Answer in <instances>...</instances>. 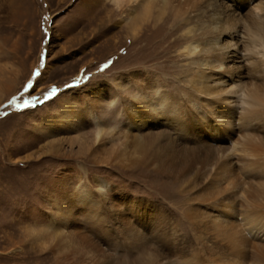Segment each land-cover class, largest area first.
<instances>
[{"label":"rangeland","instance_id":"rangeland-1","mask_svg":"<svg viewBox=\"0 0 264 264\" xmlns=\"http://www.w3.org/2000/svg\"><path fill=\"white\" fill-rule=\"evenodd\" d=\"M255 3L251 0L242 5L234 0H169L154 4L150 16L141 19L134 18L136 14L129 11L127 2L118 7L109 0H0V264H93V259H99L98 252L92 248L87 255L74 252L71 257L58 259L52 248L44 249L31 236L32 229L46 226H50L46 235L49 240H58L56 234L64 227L69 230L81 227L79 231L99 245L106 258H118L119 264L138 259L137 255L130 258L126 250H117L120 226H116L117 219L111 213L114 208L110 211L107 206L101 209L97 204L70 199L79 190L80 178L96 191L95 177L105 178L110 183V193L129 194L157 204V210L168 213L170 229L177 226L179 236L171 248L173 252L165 249V243L153 241L158 235L157 224L148 222V217H140L144 222L134 217L129 219L143 233L146 246L154 243L160 264H190L184 260L192 257L197 249L199 258L204 261L198 259L194 264H231L233 261L251 264V253L257 248L264 253V215L254 219L255 222L247 221L250 213L244 196L252 191V185L253 190L264 188L263 174H249L236 161L219 177L213 164L196 176L200 165L197 163L181 181V176H169L146 165L125 168L98 164L107 150L102 147V153L101 147L93 145L92 138L81 137L97 126L69 129L58 126L54 118L62 110L61 98H69L81 109L88 106L94 109L97 86L102 85L100 88L109 98V84L122 81L129 74H141L143 81L150 83L147 91L144 88L149 94L153 91L151 84H159L161 89L155 93L159 101L163 99L162 94L168 93L165 98L173 96L171 101L175 97L179 109L186 108L187 105H181L183 100H188L185 91L198 86V67L202 63L201 57L189 59L182 52L190 37L186 31L189 27L194 30L203 27L202 41L210 46L215 43L213 28L215 31L219 22L221 25L223 22L220 9L229 7L235 9L242 20L250 19L251 6ZM240 29L236 46L229 50L235 60L227 59V64H241L238 68L243 67L242 76L246 75V68L252 66L244 60L251 44L249 35L246 29ZM220 34L223 35L221 42L231 41L228 31ZM42 56L45 57L43 66ZM263 56V52L254 53L253 61ZM225 77L223 86L229 89L236 85L238 94L226 96L223 93L222 100L225 97L234 100L225 104L211 100L216 115L207 114L205 126L210 136L201 133L205 141L193 146L197 156L202 155L199 149L212 146L224 149L219 154L221 158L233 152L240 154L237 142L245 135L238 121L243 89L257 81L264 94V71L254 77H242V80H231L229 73ZM211 82L209 85L214 84ZM131 85L137 88L136 84L131 83L129 87ZM53 88L55 93L45 99ZM202 107L194 111L199 114ZM166 117L169 116H159L161 121L157 126L152 123V129L144 128L143 134L154 135L155 139L159 137L155 134L161 131L176 138V130ZM255 124L257 122L252 131L263 146L264 126ZM162 137L161 142H164V135ZM151 140L149 137L148 142ZM176 141L181 145L184 140L180 136ZM105 146L109 148L110 143ZM183 158L185 156L174 153L172 161L180 163ZM220 166L223 167L219 171L226 169L223 161ZM261 198L264 204V195ZM55 207L59 215L53 218L50 213ZM121 209L129 215L127 208ZM204 210L213 217L200 219L203 222L199 225L190 214L196 212L200 216ZM64 213L68 219L66 225L61 218ZM95 213L106 219L101 222V217L98 219ZM250 224L263 231L249 234ZM78 238L75 236L76 241H80ZM231 242L243 259L229 255Z\"/></svg>","mask_w":264,"mask_h":264},{"label":"bare ground","instance_id":"bare-ground-1","mask_svg":"<svg viewBox=\"0 0 264 264\" xmlns=\"http://www.w3.org/2000/svg\"><path fill=\"white\" fill-rule=\"evenodd\" d=\"M109 1L118 7L122 6L124 2H127L130 7L129 11L133 15L136 14L134 18L137 17L145 19L148 15L150 16V11L154 4L158 2L167 3L169 0ZM244 1L246 0H234V2L240 3V5H242ZM251 1H256V3L251 6L249 14L250 19L243 18L242 20L238 15V12L235 9H229V7L219 10V12H221L223 22L222 25L219 22L215 31V27L213 28L215 43L213 42L210 46H205L202 41L203 35L205 36L204 31L202 30L203 27H199L197 30H194L193 27H189L186 31V35L190 37H188V41L185 42L182 52L189 59H195L198 56L202 59V63L198 67V70L200 71V73L198 72V86L194 85L191 89H189V87V91L188 89V92L185 91L188 102L183 100L181 103L183 106L187 105L186 108L179 109V105L176 104V98L174 97V100L171 101L173 96L170 99L165 98V96L169 95L168 93L162 94L163 99L159 101V99L155 96V93L158 94L157 92L161 89L159 84H153L151 80L153 91L149 94L146 91L150 87V83L148 84L143 81L141 74L136 76L129 74L124 77V80L113 83V85L109 84V98L105 96L103 90L101 89L102 85H98L96 88V106L94 109L91 108V106L81 109L69 98H61L60 104L62 105V110L54 116L58 126L83 130L90 125H96L97 127L94 131L82 133L81 137L86 139L92 138L94 146L97 145V147L99 146L101 148L105 147V152L107 150V153H104L105 155L103 156V159L100 160L98 164H116L125 168H135L146 165L149 168L154 167L169 176H181L179 180L182 181L185 175L191 170V168H194V165L197 163L200 165L197 167V171L195 172L196 176H198L199 172H201V170H203L206 166L213 164L212 167L215 166V174L219 177L223 175V172H228L232 163L234 164L237 161L238 165L240 163L241 168L243 167L244 170H247V173L252 175L260 173L264 176V145L262 146L260 144L261 140L255 137L254 131H252V129L254 130V122H257V124H255L256 127L259 124L264 126V94H262V91L259 89L261 86L258 85L257 81H252L249 87L245 86L241 97L243 105H241L238 121L241 123L239 127L245 129L241 130L242 133L245 132V135L241 136L237 142L240 154L233 152L231 154L229 153L226 157L222 156L221 158L219 154L224 149L220 147L215 148L213 146L207 148L206 150L199 149L202 152L201 156L195 155L196 153L193 151V146L205 141L203 139L205 136L203 135H206V137L210 136V130L205 126L208 122L207 114L210 112L216 115V111L213 109L214 103L211 102V100L219 102L220 104H225L226 101L230 102L234 100H228L227 97L222 100L223 93H225L226 96H231V94L236 96V94H238V90L235 89L236 85L234 87L231 85L232 87L229 89L223 86L224 84L222 82L226 78L225 75H228L229 73L231 80H234L235 78L242 80V77L247 75L248 77H254L256 73L260 74L264 71V56L258 59L255 58V61H253L254 58L252 57L254 53H264V0ZM240 26L246 29L245 31L250 36H248V38L251 44L247 50L248 56H246V59L244 60H247V64L249 62L250 66H252V68H246V75L242 74V76L240 75V72L243 67L238 68L242 66L241 64L237 65L238 62L236 65L235 63L227 64V59L235 60L232 58L234 56H230L229 50L236 46L238 32L241 30ZM226 31L229 32L228 37L231 41H226L227 43H224L225 40L224 42L220 41L223 37V35L220 36V33H226ZM212 75H214V78H212ZM210 79L212 80V82H210L214 84L209 85ZM131 83L136 84L137 88L133 89L132 85L129 87ZM140 83H142V86H140ZM238 85L240 86L241 84ZM204 97L207 99H204ZM107 100H111L112 103H108ZM200 106H203V110L198 114V112L194 111V109L196 108L199 110ZM167 115L169 116L166 117L167 121L176 130V138H174L170 133L164 134L161 131L155 134L159 136L155 139L154 135L143 134L144 128L147 130L152 129V123L155 125L154 127L157 126V124L161 121L158 118L159 116ZM259 129L261 130V128ZM201 133H203V135ZM200 134L202 136H200ZM162 135L165 137L164 142H161L163 138ZM179 135L181 138L183 137L184 140L181 145L176 141L180 138ZM149 137H151L152 140L148 142ZM106 143H110L109 148H106ZM226 149L228 148H225V150ZM209 150L210 152H208ZM172 153L180 154L181 156L183 155L185 158H183L180 163H174L177 160L172 161ZM162 155L164 156L161 157ZM211 159L213 160L210 161ZM222 161L226 165V167L224 166L226 169L224 171L223 169H221L222 171H219V169L223 167L220 166ZM94 180L98 187L96 191L89 183L83 182V178H80L79 190L74 194V197H71L70 199L76 202L80 201L87 204H97L98 208L99 206L100 208L107 206L109 210L114 208V212L110 211L117 219L116 226H120V229L117 227L120 231L119 234L121 232L123 233L122 236L117 233V250H126L130 258L134 255L139 256L138 259L128 260L125 264L161 263V260L158 259L159 252L153 246L154 243L151 242L150 246H146V243H143V239H145V237L140 230L131 224V221H129L130 217H134L137 221H142L140 217H148V222L153 225L157 224L155 229L157 230L158 235L155 236L153 241L157 243H165V249H169L173 252L171 248H173L172 246L176 244L177 239L179 238L178 229L177 226L170 229L169 223L167 222L169 217L167 212L157 210V204L131 197L129 194L123 195L117 192H108L112 189V187L105 178L95 177ZM213 183L214 181H212V184ZM261 183L263 182H260V184ZM256 193H259L257 197ZM263 193L264 188L253 190L252 185V191L247 192L244 195L250 213L247 217L248 219L245 218L247 221L255 222L254 219L256 220V218L258 219L264 215V204L262 203L261 198L264 195ZM121 207L127 208V211L130 212L129 215H125V212L121 211L124 210L121 209ZM96 211L97 210H95V212ZM58 212L57 207H55L50 214L53 218H55L59 215ZM136 213L139 214L137 215ZM96 214L97 213H95V216H97L98 219L101 217V222L106 219L104 217L103 219L102 216ZM89 215H92V213ZM190 216L191 219L197 220L199 225L202 224L203 219H211L213 217L207 210L200 213V216H198L196 212L190 214ZM61 218H63V223L66 225L68 223V219H65V213L61 215ZM137 223L141 225L140 222ZM48 227L50 226L32 229L31 236L35 241H38L44 249L47 247L52 248L57 253V256L59 257L58 259L62 256L71 257L74 252L87 255L89 253L88 249L92 248L98 252L99 259H93L94 262L90 261L91 263L103 264L112 261L113 264H119L118 258H106L102 248L94 243L88 235L85 234V232H80L82 230L79 231V228L81 227H76L71 230L65 229L64 227L56 234V236L59 237L56 241L49 240L50 238H47L46 235L48 233ZM168 231H173L174 233L170 234ZM247 231L249 234L254 231L255 234V231L262 232L263 230L257 228L253 224H250ZM53 234L55 235V232ZM75 236H78V240L80 241H76L77 239L75 240ZM146 236H148L147 233ZM200 239L203 242L205 241L202 238ZM48 242L50 244H48ZM234 245L235 244L231 242V246L228 247L229 250H232L229 255H233L232 257L235 259H239L238 257H240V260L241 258L243 259V256L234 248L236 247ZM259 251L260 250L257 248L255 252L251 253V264H264V253L263 251ZM199 256L200 254L197 249L192 257H189V259L185 258L186 260H184V263L194 264L198 261V259H200ZM199 261L203 262L204 260L200 259ZM231 264L240 263L233 261Z\"/></svg>","mask_w":264,"mask_h":264},{"label":"snow or ice","instance_id":"snow-or-ice-1","mask_svg":"<svg viewBox=\"0 0 264 264\" xmlns=\"http://www.w3.org/2000/svg\"><path fill=\"white\" fill-rule=\"evenodd\" d=\"M44 56H42L41 57V60H42V66H43V60H44ZM39 73L37 72V75H38ZM55 91H56V89L55 88H53L50 92H48L47 94H46V96H45V99H47L49 96H51V95H53L54 93H55Z\"/></svg>","mask_w":264,"mask_h":264}]
</instances>
